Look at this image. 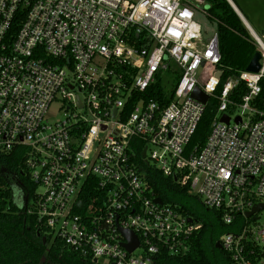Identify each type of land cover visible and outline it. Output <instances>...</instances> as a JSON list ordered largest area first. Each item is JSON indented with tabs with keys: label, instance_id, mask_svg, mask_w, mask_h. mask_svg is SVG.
<instances>
[{
	"label": "built area",
	"instance_id": "2783aa9c",
	"mask_svg": "<svg viewBox=\"0 0 264 264\" xmlns=\"http://www.w3.org/2000/svg\"><path fill=\"white\" fill-rule=\"evenodd\" d=\"M196 11L207 14L192 0H0V157L23 148L36 186L28 213L97 262L165 264L200 227L155 202L137 159L146 148L147 168L223 223L243 218L218 241L232 264H264V225L245 216L264 203V111L253 106L264 31L252 36L259 71L222 83L217 33L205 39ZM239 81L246 92L235 102ZM162 84L167 96L157 92ZM196 87L205 104L192 97ZM211 98L205 143L189 149ZM53 105L60 115L50 120ZM122 230L138 239L131 252Z\"/></svg>",
	"mask_w": 264,
	"mask_h": 264
},
{
	"label": "trees",
	"instance_id": "16d2710c",
	"mask_svg": "<svg viewBox=\"0 0 264 264\" xmlns=\"http://www.w3.org/2000/svg\"><path fill=\"white\" fill-rule=\"evenodd\" d=\"M202 1L207 6L204 17L210 24H215L221 56L218 69L223 73V83L230 77L237 78L258 49L227 0ZM260 86L261 92L253 106L264 111V78L260 80ZM157 92L167 96L168 86L158 85ZM245 92L244 82L239 81L232 89L230 98L239 102ZM214 104L215 99L211 98L187 148H200L205 143ZM231 109L230 107L229 110ZM141 150L138 151L137 159L147 170L146 178L154 195L163 202L174 205L181 213L200 224L190 238L188 250L168 257L165 264H232L229 255L218 248L216 242L223 234L235 232L243 218L238 215L233 225L223 223L220 212L204 207L196 194L179 187L173 179L164 177L159 170L147 168L141 158ZM22 152L23 148H15L0 157V264H105L101 261L94 262L91 257L71 250L59 239H53L46 234L37 216L28 213L30 198L36 186L31 183L26 171ZM15 183L20 185L26 197L22 207L17 206L13 200ZM251 258L253 264H257L259 259Z\"/></svg>",
	"mask_w": 264,
	"mask_h": 264
},
{
	"label": "rangeland",
	"instance_id": "374dc122",
	"mask_svg": "<svg viewBox=\"0 0 264 264\" xmlns=\"http://www.w3.org/2000/svg\"><path fill=\"white\" fill-rule=\"evenodd\" d=\"M192 1L193 4L197 8H199V10L207 8L205 4L198 2V0H192ZM232 2L236 5L240 13L243 15L245 20L255 31V33L261 36V34L264 31V0H232ZM196 13H197L196 19L199 22L203 33L204 31L207 33V36H205V39H207L210 36V34L213 31H215V24H210L201 12L196 11ZM55 107L56 105H53L49 111L50 120H54L58 118L60 115L55 110ZM235 114L236 112H233L231 115L234 116ZM25 199L26 197L20 185L15 183L13 185L14 203L17 206L22 207L25 204ZM258 216L259 219L257 220V223H259L260 225H264V209L259 212Z\"/></svg>",
	"mask_w": 264,
	"mask_h": 264
},
{
	"label": "water",
	"instance_id": "95a60500",
	"mask_svg": "<svg viewBox=\"0 0 264 264\" xmlns=\"http://www.w3.org/2000/svg\"><path fill=\"white\" fill-rule=\"evenodd\" d=\"M228 3L231 5V7L233 8V10L236 12V14L239 16V18L241 19L242 23L244 24V26L246 27V29L249 31L250 35L253 36V32L252 29L250 28V26L248 25V23L246 22L245 18L243 17V15L240 13V11L238 10V8L236 7V5L232 2V0H227ZM260 53L257 51L253 58L251 59V61L249 62V64L246 67V71L249 72H258L260 69ZM221 74V72H217L216 76L219 77ZM192 97L197 99L198 101L202 102V103H206L208 100V96L201 91V89L199 87H196L193 92H192ZM221 121L224 123H228L229 122V116L226 114H223L221 117ZM236 122L240 121L239 117L235 118ZM146 155V148H144L142 150V154L141 157L145 158ZM155 202L157 203H161L162 200L161 198L157 197L155 198ZM264 209V203H260V204H256L251 210L247 211L245 213V216L247 218H250L251 220L255 221L259 219V216H255L254 214L257 213L258 211H261ZM189 222L191 221V219L188 220ZM122 233L124 234V236L127 238V242L123 243V246L127 249V251L131 252L133 249H135L138 246V239L135 237V235L128 230H122ZM44 240V239H43ZM216 246L218 248L221 249V245L220 243L217 241L216 242ZM94 262H97L96 259L93 260Z\"/></svg>",
	"mask_w": 264,
	"mask_h": 264
},
{
	"label": "crops",
	"instance_id": "0c3cea01",
	"mask_svg": "<svg viewBox=\"0 0 264 264\" xmlns=\"http://www.w3.org/2000/svg\"><path fill=\"white\" fill-rule=\"evenodd\" d=\"M247 22V21H246ZM248 23V22H247ZM249 25V24H248ZM250 26V25H249ZM250 28L252 29V27L250 26ZM253 30V29H252ZM203 32V31H202ZM253 32H255L254 30H253ZM203 35H204V37L205 36H207V33L204 31V33H203Z\"/></svg>",
	"mask_w": 264,
	"mask_h": 264
},
{
	"label": "bare ground",
	"instance_id": "6f19581e",
	"mask_svg": "<svg viewBox=\"0 0 264 264\" xmlns=\"http://www.w3.org/2000/svg\"><path fill=\"white\" fill-rule=\"evenodd\" d=\"M252 32H253V30H252ZM254 33V32H253Z\"/></svg>",
	"mask_w": 264,
	"mask_h": 264
},
{
	"label": "flooded vegetation",
	"instance_id": "af4514ba",
	"mask_svg": "<svg viewBox=\"0 0 264 264\" xmlns=\"http://www.w3.org/2000/svg\"><path fill=\"white\" fill-rule=\"evenodd\" d=\"M15 177V176H14ZM15 180H16V178H15Z\"/></svg>",
	"mask_w": 264,
	"mask_h": 264
}]
</instances>
